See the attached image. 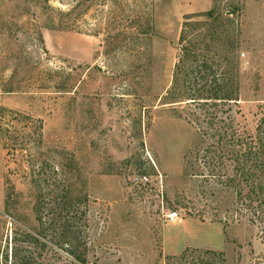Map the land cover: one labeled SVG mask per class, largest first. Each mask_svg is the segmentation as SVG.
<instances>
[{
	"label": "rangeland",
	"instance_id": "374dc122",
	"mask_svg": "<svg viewBox=\"0 0 264 264\" xmlns=\"http://www.w3.org/2000/svg\"><path fill=\"white\" fill-rule=\"evenodd\" d=\"M183 34L238 97L210 109L254 132L264 0H0V264L16 232L26 264H79L21 234L62 194L87 209L86 264H264L260 223L200 157L212 128L187 100L185 76L203 81Z\"/></svg>",
	"mask_w": 264,
	"mask_h": 264
},
{
	"label": "trees",
	"instance_id": "16d2710c",
	"mask_svg": "<svg viewBox=\"0 0 264 264\" xmlns=\"http://www.w3.org/2000/svg\"><path fill=\"white\" fill-rule=\"evenodd\" d=\"M215 9H211L206 13H202L208 18L217 19ZM187 17L184 23L185 27L191 26L190 19ZM223 19L230 20V17L222 16ZM187 39L183 34L180 38V44L187 56L195 58V70L202 73L199 77L203 81V88L198 93L192 85L191 78L185 76L186 88L190 91L187 100L197 103L199 108H203L197 115V118L203 117L204 120L212 128L208 133L211 142L202 149V155L205 164L210 168V175L214 181L222 186L233 189L236 194V203L244 207L248 213L250 222L260 223L262 233L264 234V112L256 126L254 132H251L239 124L235 123L230 115L219 116L218 110L210 109L211 105L218 106V103H231L237 101L238 97L233 96L229 89L225 76L221 79L217 78V71L210 63L207 55L198 54L193 39ZM194 45V46H193ZM177 74L174 84L179 81L180 66H176ZM209 85V88L207 86ZM212 92L204 95L202 92ZM199 152V151H197ZM82 199L73 195H55L52 202L53 211L48 219L43 216V201L41 195L38 196L36 202V211L38 212V220L40 228L37 234L30 231H22L21 234L27 238L37 241L39 244L46 246L47 240L45 236L51 234L52 240L63 242L67 247V252L79 264L87 263L88 245L85 241L83 225H86L87 209L80 205ZM18 233L14 235L15 244L12 250L11 264H26L27 259L19 252L17 245ZM37 258L39 253L36 254ZM40 258V257H39ZM5 259H9V254L5 255Z\"/></svg>",
	"mask_w": 264,
	"mask_h": 264
},
{
	"label": "built area",
	"instance_id": "2783aa9c",
	"mask_svg": "<svg viewBox=\"0 0 264 264\" xmlns=\"http://www.w3.org/2000/svg\"><path fill=\"white\" fill-rule=\"evenodd\" d=\"M166 215L167 221L172 223L177 222L180 218L178 210H170Z\"/></svg>",
	"mask_w": 264,
	"mask_h": 264
},
{
	"label": "water",
	"instance_id": "95a60500",
	"mask_svg": "<svg viewBox=\"0 0 264 264\" xmlns=\"http://www.w3.org/2000/svg\"><path fill=\"white\" fill-rule=\"evenodd\" d=\"M233 13V12H232Z\"/></svg>",
	"mask_w": 264,
	"mask_h": 264
}]
</instances>
